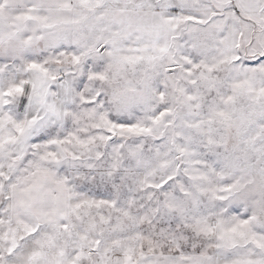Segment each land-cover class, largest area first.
<instances>
[{
  "label": "snow or ice",
  "instance_id": "snow-or-ice-1",
  "mask_svg": "<svg viewBox=\"0 0 264 264\" xmlns=\"http://www.w3.org/2000/svg\"><path fill=\"white\" fill-rule=\"evenodd\" d=\"M0 264H264V0H0Z\"/></svg>",
  "mask_w": 264,
  "mask_h": 264
}]
</instances>
